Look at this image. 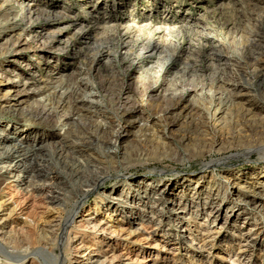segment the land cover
<instances>
[{"label":"bare ground","instance_id":"1","mask_svg":"<svg viewBox=\"0 0 264 264\" xmlns=\"http://www.w3.org/2000/svg\"><path fill=\"white\" fill-rule=\"evenodd\" d=\"M38 1L46 0H0V40L4 38L7 42L0 46V87L7 88L5 92H0V186L7 183L14 186V182L20 178L27 180L24 185L17 184L14 194L10 195V200L17 198L18 201L24 202L30 198L31 210L34 205L38 208L44 204H56V208L58 205V210L63 215H59L61 217L58 219L52 217L54 220L46 219L45 227H42L44 231L53 234L51 240L45 239L42 234L43 237L40 239L29 236L30 242H25L19 248L7 250L1 247L6 262L64 264L71 260L72 254H74L72 259L77 261L80 257L78 252L80 248L72 250L71 242L72 236L76 237L78 229L82 226L90 232L87 236L85 233L81 234V237H89V240L85 242L84 239L81 245L93 252L90 253L92 256L89 264H122L123 256H127L126 259L131 260V264H172L166 256L160 255V251L169 253L171 244L167 239H170V227L180 225V228H186L185 232L193 229L200 232L205 226L202 232L211 237L220 233L223 228L232 229L233 233L240 232L242 230L239 226L240 220L248 225L254 217L253 212H264V163L237 169H230L234 164L229 163L231 159L247 160L253 150L260 155V161L264 160L263 142L241 149L236 156L213 160L202 167V169H208L210 166L230 167L225 171L224 182H219L217 174L207 179L201 173L177 179L170 178L166 171H159L151 177L126 178L121 183L116 182L106 191L98 192L101 186L113 181L112 171L115 169L112 163H117L120 158H126L124 155L128 152L129 145L127 148L121 147L122 140L130 137L137 142L139 135L151 129L154 131L155 127L156 132L163 136L169 134L174 127L180 130L192 116L196 97H201L202 94L198 95L194 89L189 88L185 90V95L174 99L161 110H152L145 106V101L149 92H154L159 87L158 83H153L139 99L132 100L133 95L126 92L124 101L116 113L103 110L101 107L103 97L89 79L90 68L78 66L74 76L70 75L68 79L61 75V71L66 68H60L57 73L49 70L51 64L59 60L52 54L57 53L54 43L60 39L43 38V34L38 30L49 23L70 19V16L63 10H57L52 0L46 1L42 6H38L36 3ZM228 1L231 4H222L219 8L244 10L247 5L238 0ZM250 1L255 3L253 13L252 15L251 12L248 13L240 29L237 27L239 36L232 39L233 45L223 44L213 53L212 58L218 69L227 72L228 75L227 78H216L212 87L205 92L210 101L207 114L215 119L237 112L250 120L254 109L264 113V106L246 93L248 82L262 75L264 71V7L257 5L260 2L264 3V0ZM88 2L90 1H86L85 4L93 7ZM101 4H105L104 0L99 1V6ZM132 23L122 25L101 23L92 32L99 35L107 31L122 30L124 34H128L131 30L139 28L135 22ZM74 25L67 23L59 28L58 34L66 31L68 26ZM17 30H20L19 33H16ZM87 34L88 31L81 32L82 37ZM161 34H168V28L163 26L153 28V36L149 43L144 45L136 56L134 55L131 65H137L143 59L159 52L160 46L156 43V38ZM15 36L18 38L13 39ZM24 36L35 43V51L41 53L39 59L43 60L42 65L46 66L45 73L42 72L43 67L34 71L36 67L30 63L25 69L16 68L17 63L26 58V50L20 48V38ZM126 43L128 42H125V46ZM219 43L222 45L221 41ZM44 53H49V56L46 57ZM234 53L243 59V63L234 59ZM112 55L108 46L98 44L89 64H95L103 56L109 58ZM171 61L173 55L167 56L159 70ZM247 64L250 69L246 71L244 68L246 69ZM243 75L247 78L246 82L242 78ZM74 79L78 83L75 90L70 88V81ZM71 97L74 98L72 102L69 101ZM233 122L235 123V120ZM238 124L240 125L239 122ZM38 125L51 128L54 132L49 134L35 128ZM5 132H10V135H6ZM84 132L94 137V142L90 141L86 147L97 154V157L85 161L75 157L82 155L84 149L79 147L76 141H72V137L78 135L79 140H84L86 138ZM51 138L54 139L53 142ZM49 139L51 142H48ZM186 140L188 139L185 138L184 142ZM223 143L222 137H216L213 146L221 149ZM104 147H107L106 151ZM206 171L209 172L208 170L203 172ZM61 184H65V187ZM47 189L51 191L47 192ZM91 196L95 198L86 209L90 211L91 217L78 220L82 217L78 211L80 205ZM67 201L71 202V208H68ZM29 207L25 203L21 211L28 210ZM38 214L39 212H34L32 217L34 222H39L41 217ZM98 216H101L100 220L97 219ZM262 221L263 219H259V223ZM166 224L167 230L162 229ZM160 228L158 240L153 245L144 247L143 241L147 243L146 241L154 239L156 231ZM176 235L179 236L178 241L175 240L173 243L176 247L179 246V241H183V237L188 241L197 240L192 238L191 233L185 236L178 233ZM136 236L141 238L134 240ZM121 239L130 240L138 247L126 246L128 248L124 247L111 259L106 257L107 253L101 250L102 247L94 248L105 243V246L110 245L109 252H112ZM204 240L205 238L201 239L202 247H206ZM188 245L193 246V242ZM240 247V252L244 255L249 247L248 240L240 243ZM154 249L157 252H154ZM142 253L145 256H142ZM30 254L36 258L32 256L31 258ZM192 259L190 256V259L184 260ZM186 263L188 264V261Z\"/></svg>","mask_w":264,"mask_h":264},{"label":"rangeland","instance_id":"2","mask_svg":"<svg viewBox=\"0 0 264 264\" xmlns=\"http://www.w3.org/2000/svg\"><path fill=\"white\" fill-rule=\"evenodd\" d=\"M46 1H38L36 3L39 4L38 6H42ZM52 1L58 8L57 10H63L68 13L70 19L49 23L38 30L43 34V38L60 39V41L54 43L57 53L54 52L52 54L59 60L52 63L49 70L57 73L60 68H66L65 70L62 69L61 75H65L66 79H68L70 75L74 76L78 66L90 68L89 79L103 97L101 101L103 110H107L109 113H116L118 107L124 101L123 98L126 92L133 95L132 100H136L144 95L145 90L153 83H158L159 87L154 92H149L145 101V106L152 110H161L174 99L185 95V90L189 88L194 89L198 95L202 94L201 97H196L192 116L188 120L190 122L184 123L180 130L178 127H174L169 134L163 136L156 132L155 127L154 131L151 129L149 132L139 135L137 142L130 137L125 139L126 141L122 140L120 142L121 147L127 148L129 145V150L124 155L126 158H120L117 163H112L114 164L112 167L115 169L112 171L113 181L101 186L98 192L106 191L107 188L116 182L121 183L126 178L151 177L155 172L159 171H166L167 174H170V178L174 177L177 179L189 175L197 176L200 173L204 174L207 179L217 174L220 178L219 182H224L225 171L230 167L210 166L208 169H202V167L213 160L236 156L241 149L257 142L264 143V126H262L264 125V113L262 111L254 109L252 113L254 116L251 115L253 117L250 116V120H247L237 112L215 119L207 114L210 101L208 94L205 93L212 87L214 81L217 80L216 78H227L228 76L227 72H223L216 66L212 58L213 53L217 52L223 44L233 45L232 39L239 36L237 31L242 26L248 13L251 12L252 15L255 3L250 0H238L243 2L244 5L247 4L244 10H231L229 7L219 8L222 4H231L228 0H104L105 4L100 6V0H89L90 2L88 3L92 4L93 7L85 4L88 0ZM257 5L264 7L262 2ZM69 22L70 24H75L74 27L68 26L66 31L58 34L59 28ZM134 22L139 28L131 30L128 34H124L122 30H117V32L107 31V33L99 35H94V32H92L101 23L122 25L127 23L134 24ZM158 26L168 28V34H161L159 38H156V43L160 46L159 52H155L147 59H143L137 65H131V59L135 58L141 48L149 43V39L153 36V28ZM54 30L56 31L54 32ZM83 30L88 31V34L84 37L81 36ZM19 31L17 30L16 33H19ZM17 38L18 36H15L13 39ZM220 41L222 45L219 43ZM125 42H128L126 43L127 46H125ZM6 43L4 38L0 40V46H4ZM20 43V48L26 50V58L17 63L18 66L16 65V68L25 69L27 64L30 63V65L36 67L34 71L43 67L42 72L45 73L47 69L46 66L42 65L43 60L39 59L41 53L34 49L35 43H32L26 36L20 38ZM98 44L108 46L113 55L109 58L103 56L95 64H89L98 48ZM48 54L44 53L43 55L47 57ZM169 55H173V61L164 66L162 70H159V67L164 64V60ZM233 55L234 59H238L243 63V59L239 55L235 53ZM53 67L57 70L53 69ZM248 67L249 65L247 64L244 70H249L250 68ZM262 73L253 81L248 82L246 93L250 98L264 106V71ZM242 78L245 82L247 81L245 75ZM70 82V88L75 90L76 86H78L77 81L74 79ZM6 89L1 88L0 92H5ZM73 100L74 98L72 97L69 99L71 102ZM234 120L235 123L233 122ZM99 121L100 118H98ZM35 128H39L49 134L54 132L51 128L42 125L35 126ZM10 132L5 133L10 135ZM84 133L86 136L84 140H79L78 135V137L73 136L72 141H76L77 145L84 149L82 155H75V157L85 161L88 158L97 157V154L86 147V144H89L90 141L94 142V137L87 132ZM216 137H222L223 139L224 143L221 145V149H216L213 146ZM185 138L188 139L186 140L187 142H184ZM230 138L232 139L230 140ZM250 139L252 140L250 141ZM103 149L106 151L107 147ZM251 153L247 160L240 158L229 160V163L234 164V167L230 169L246 168L260 162L264 163V160L260 161L258 152L253 150ZM204 170L209 172L206 171L205 173L203 172ZM116 175L120 177L116 178ZM26 182L27 180L20 178L14 182V186H12V183L0 186V248L5 247L7 250L19 248L25 242H30L28 240L29 236L40 239L43 237L42 234H44L45 239L51 240L53 234L44 231L42 227H45L46 219L47 221L53 218L58 219L63 215L58 210V205L56 208V204H44L38 208L34 205L35 207L32 206L31 210L32 201H30V198L26 200L27 202L18 201L17 198L10 200V195L14 194L17 184L24 185ZM61 186L65 187V184H61ZM48 191L51 190L47 189ZM8 192L10 194H7ZM24 196L26 197V195ZM94 198L93 196L88 197L80 205L78 211L82 217L78 220L91 217L90 211H86V209ZM25 203L26 206L30 207L28 210L21 211ZM66 203L68 208H71V202L67 201ZM35 211L39 212L38 215L41 217L39 222L32 220ZM253 216L248 225L243 223V220H240L239 226L242 228L240 232L233 233L232 229L223 228L220 233L211 237L202 232L205 226L200 229V232L195 229L185 232L184 229L186 228H180V225L178 227L172 226L170 227L171 230H169L170 239L166 240L171 244L169 253L160 251V255L166 256L172 264H187V261L188 264L190 262V264H264V212H253ZM97 219L100 220L101 216H98ZM259 219H263V221L259 223ZM25 221L28 222V225L24 224ZM78 224L81 225L82 223L78 222ZM84 228L80 226L77 231L78 235L74 238L72 236L71 242L72 250L80 248L78 249V252H80L79 259L74 261L72 259L74 254H72L71 260H67L64 264H89V259L92 256L90 253L93 254V252L81 246L84 239L85 242L89 240V237H81L82 233H85V236L90 233L89 229ZM167 228V224L162 227V229L166 230ZM159 231H161V228L156 231L154 239L146 241L147 243L143 241L144 247L153 245L158 240ZM176 233L184 236L191 233L192 238L194 237L197 240L188 241L183 237V241H179V246L176 247L173 244L175 240L178 241L177 237L179 236ZM201 237L205 238L206 247H202ZM137 238L138 236L134 240ZM244 240H248L249 247L242 255L240 243H243ZM120 241H118V245H115L112 252H109L110 245L105 246V243L98 244L94 248H97V246L102 247L101 250L107 253L106 257L111 259L114 254L121 252L124 247L136 246V243L130 240L121 239ZM192 242L193 246L188 245ZM33 245L37 246V244ZM153 251L157 252L155 249ZM2 254L0 250V263H8ZM31 256L32 254H30ZM142 256L145 255L142 253ZM190 256L193 257L192 260H184L190 259ZM32 257L36 258L34 255ZM126 258L127 256H123L122 264H131V260ZM8 264L18 263L9 261ZM19 264H23V262H19Z\"/></svg>","mask_w":264,"mask_h":264}]
</instances>
